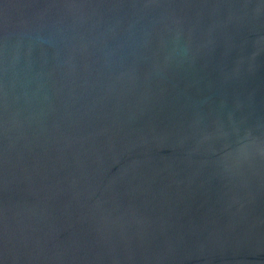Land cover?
Segmentation results:
<instances>
[{
	"label": "water",
	"instance_id": "water-1",
	"mask_svg": "<svg viewBox=\"0 0 264 264\" xmlns=\"http://www.w3.org/2000/svg\"><path fill=\"white\" fill-rule=\"evenodd\" d=\"M0 264H264V0H0Z\"/></svg>",
	"mask_w": 264,
	"mask_h": 264
}]
</instances>
